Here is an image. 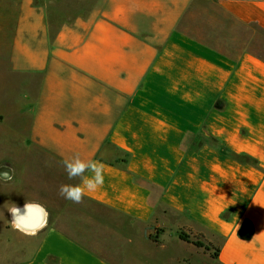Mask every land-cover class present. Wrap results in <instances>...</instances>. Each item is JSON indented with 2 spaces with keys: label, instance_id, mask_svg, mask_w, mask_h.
<instances>
[{
  "label": "crops",
  "instance_id": "1",
  "mask_svg": "<svg viewBox=\"0 0 264 264\" xmlns=\"http://www.w3.org/2000/svg\"><path fill=\"white\" fill-rule=\"evenodd\" d=\"M217 1L264 35V0ZM108 4L61 24L58 8L17 7L18 158L99 160L105 181L52 218L53 198L28 187L45 172H15L17 197L0 199V264L211 260L182 233L217 252L214 264H264V41L186 31L190 0ZM145 247L150 259L134 260Z\"/></svg>",
  "mask_w": 264,
  "mask_h": 264
},
{
  "label": "rangeland",
  "instance_id": "2",
  "mask_svg": "<svg viewBox=\"0 0 264 264\" xmlns=\"http://www.w3.org/2000/svg\"><path fill=\"white\" fill-rule=\"evenodd\" d=\"M47 10L49 6L52 11L55 8L60 12L56 18L59 24L65 19L68 14L71 18L81 16L95 6L99 7L101 3L105 8L108 7L109 0H36ZM21 0H0V199L7 198L8 200L17 197V189L15 187V172H45L44 178L30 177L28 178V187L30 193L37 190H42L47 196H51L53 200L49 205V213L54 218L56 213H62L67 202L59 194L60 185L64 184L62 180L55 176L54 172H65L63 163L53 158L42 157L41 160H21L16 151L15 139L17 137V123L19 120L17 113V80L19 76L14 66V39L17 20V7ZM48 5V7H47ZM53 11V17L55 18ZM184 28L186 31L194 32L199 38H203L214 44L235 43L236 35L243 42L247 41L251 35L255 36L256 42H263L264 35L261 30H251L241 26L233 18L222 11L217 0H190V7L185 15ZM58 24V23H57ZM237 39V40H238ZM238 40V43H241ZM262 48V45H260ZM51 176L48 177V173ZM7 181L10 185L6 186L3 182ZM47 182V184L45 183ZM3 208L0 212L3 213ZM65 212V211H64ZM1 214V213H0ZM4 215V213H3ZM189 238L188 241L194 246L200 254H209L208 257H200L196 259L199 264H214V250L205 244L201 238H191L190 235L184 233ZM151 239L155 242L156 238L153 234ZM198 241L205 247L198 248L193 242ZM174 254H186L181 250L175 249ZM131 255L134 260L145 262L150 259L151 250L147 247L131 250ZM160 258H164L162 255ZM160 258H155L158 262ZM153 260V258H152Z\"/></svg>",
  "mask_w": 264,
  "mask_h": 264
},
{
  "label": "clouds",
  "instance_id": "3",
  "mask_svg": "<svg viewBox=\"0 0 264 264\" xmlns=\"http://www.w3.org/2000/svg\"><path fill=\"white\" fill-rule=\"evenodd\" d=\"M63 166L67 172L68 178L79 177L80 183L62 184L59 187V194L66 200L73 203H81L85 195L94 192L103 186L105 181V166L99 160H83L79 156L72 159L63 160ZM14 214L16 208L9 209Z\"/></svg>",
  "mask_w": 264,
  "mask_h": 264
},
{
  "label": "trees",
  "instance_id": "4",
  "mask_svg": "<svg viewBox=\"0 0 264 264\" xmlns=\"http://www.w3.org/2000/svg\"><path fill=\"white\" fill-rule=\"evenodd\" d=\"M180 237H181V239H182L183 241H188V240H189V238H188L187 236H185L184 233H182V234L180 235ZM193 244H194L195 246H197L198 248L205 247L202 243H200V242H198V241L193 242ZM205 249L208 250V247H205ZM213 255H214V257L216 258V257H217V252H214Z\"/></svg>",
  "mask_w": 264,
  "mask_h": 264
},
{
  "label": "bare ground",
  "instance_id": "5",
  "mask_svg": "<svg viewBox=\"0 0 264 264\" xmlns=\"http://www.w3.org/2000/svg\"><path fill=\"white\" fill-rule=\"evenodd\" d=\"M32 222V221H31ZM38 224V223H37ZM26 227V226H25ZM29 227V226H28ZM28 230H29V228H28ZM34 232H35V230H34Z\"/></svg>",
  "mask_w": 264,
  "mask_h": 264
}]
</instances>
